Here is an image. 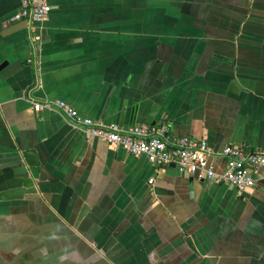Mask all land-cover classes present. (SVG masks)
<instances>
[{"label":"crops","instance_id":"obj_1","mask_svg":"<svg viewBox=\"0 0 264 264\" xmlns=\"http://www.w3.org/2000/svg\"><path fill=\"white\" fill-rule=\"evenodd\" d=\"M48 1L31 22L0 0V192L37 189L0 200V264H264V178L240 194L33 108L264 151V0Z\"/></svg>","mask_w":264,"mask_h":264},{"label":"built area","instance_id":"obj_2","mask_svg":"<svg viewBox=\"0 0 264 264\" xmlns=\"http://www.w3.org/2000/svg\"><path fill=\"white\" fill-rule=\"evenodd\" d=\"M20 3V9L14 12L11 20L41 22L51 10L48 0H20ZM49 107L57 108L67 120L84 128L90 136L124 148L133 156L143 155L158 167L174 164L182 173L198 174L214 183L228 184L240 194L264 178L262 150H245L230 144L215 153L206 138L170 136L167 125L163 123L129 126L106 124L80 114L73 106L60 99H45L33 103V108L37 111ZM213 158L223 161L220 171L214 168ZM152 181L150 179L149 183Z\"/></svg>","mask_w":264,"mask_h":264},{"label":"water","instance_id":"obj_3","mask_svg":"<svg viewBox=\"0 0 264 264\" xmlns=\"http://www.w3.org/2000/svg\"><path fill=\"white\" fill-rule=\"evenodd\" d=\"M4 66V64L0 65V69ZM123 110L121 111V116H120V124H122L123 122V116H124V109H125V105L123 106ZM157 110V106L153 105L151 107V110L149 111V113L146 115L145 117V122L146 123H150L155 115V112ZM134 112V110L132 111V113ZM85 150V144L82 146L80 152L78 153L77 158L79 159L80 157H82L83 152ZM22 155L24 156V159L26 161V163L29 166H37L39 164V160L37 158L36 152L33 149H28L22 152ZM89 187L90 184L87 183L83 189L81 198L85 201L87 198V194L89 191ZM37 191V189L34 187V183L33 180L30 177H24L21 181V184L19 186H16L14 188H10V189H6L0 192V200H8V199H20L22 198L25 194H29V193H35ZM89 206L84 203L79 217H82L88 210ZM115 242V238L114 236H111L107 242L105 243L103 250H107L108 247H110L113 243ZM187 243L188 245L194 249V246L191 242V240L188 238L187 239Z\"/></svg>","mask_w":264,"mask_h":264}]
</instances>
